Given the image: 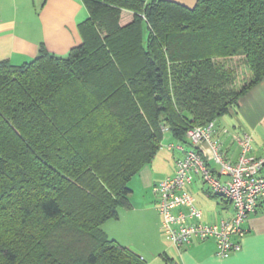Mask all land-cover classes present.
Here are the masks:
<instances>
[{
    "label": "trees",
    "instance_id": "16d2710c",
    "mask_svg": "<svg viewBox=\"0 0 264 264\" xmlns=\"http://www.w3.org/2000/svg\"><path fill=\"white\" fill-rule=\"evenodd\" d=\"M83 2L66 56L0 61V264H147L103 223L165 131L186 142L264 77V0Z\"/></svg>",
    "mask_w": 264,
    "mask_h": 264
},
{
    "label": "crops",
    "instance_id": "0c3cea01",
    "mask_svg": "<svg viewBox=\"0 0 264 264\" xmlns=\"http://www.w3.org/2000/svg\"><path fill=\"white\" fill-rule=\"evenodd\" d=\"M175 1L188 7L195 3L192 0ZM87 17L83 0H0V61L22 64L34 58L41 46L53 55L66 56L71 48L82 42L80 23ZM131 20L132 12L122 10L121 25ZM215 123V136L228 160H237L239 146L233 136L245 130L252 135V154H264V77L239 97L228 113ZM177 142L183 141L164 132L153 159L130 181V207L121 208L116 218L103 223L102 229L147 264H264V198L243 223L246 232L241 238V249L226 258L215 254L213 238L192 239L176 248L161 232L153 187L174 173L175 159L181 153L169 152L167 145ZM183 143L185 146L188 144ZM187 189L203 213L202 222L230 215V203L225 198L209 195L200 178L195 177Z\"/></svg>",
    "mask_w": 264,
    "mask_h": 264
},
{
    "label": "built area",
    "instance_id": "2783aa9c",
    "mask_svg": "<svg viewBox=\"0 0 264 264\" xmlns=\"http://www.w3.org/2000/svg\"><path fill=\"white\" fill-rule=\"evenodd\" d=\"M216 131L215 121H208L186 130L187 146L169 143L167 148L181 155L175 159L174 173L155 184L153 190L160 230L173 246L213 238L215 254L226 258L241 249L246 232L243 223L264 198V154H252V135L245 130L233 136L239 153L232 162L225 158ZM195 177L203 181L209 195H220L230 203V215L202 222L203 213L187 189Z\"/></svg>",
    "mask_w": 264,
    "mask_h": 264
},
{
    "label": "rangeland",
    "instance_id": "374dc122",
    "mask_svg": "<svg viewBox=\"0 0 264 264\" xmlns=\"http://www.w3.org/2000/svg\"><path fill=\"white\" fill-rule=\"evenodd\" d=\"M192 1H195V0H192ZM167 150V149H166ZM168 151V150H167ZM169 152H171L170 150H169ZM129 185L131 186L132 184H131V182L129 183ZM213 198V197H212ZM215 200H218V199H215ZM217 202H220V200H218ZM213 213L211 212V217L213 216L212 215ZM211 219V218H210ZM109 237V236H108ZM109 238H111V237H109Z\"/></svg>",
    "mask_w": 264,
    "mask_h": 264
}]
</instances>
